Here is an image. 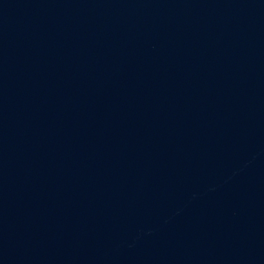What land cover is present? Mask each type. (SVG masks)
<instances>
[{
	"label": "water",
	"instance_id": "1",
	"mask_svg": "<svg viewBox=\"0 0 264 264\" xmlns=\"http://www.w3.org/2000/svg\"><path fill=\"white\" fill-rule=\"evenodd\" d=\"M0 264H264V0H0Z\"/></svg>",
	"mask_w": 264,
	"mask_h": 264
}]
</instances>
